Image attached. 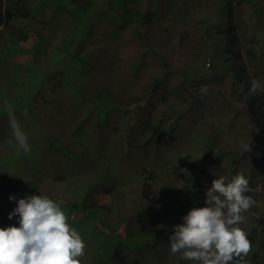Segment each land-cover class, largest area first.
<instances>
[{
	"label": "rangeland",
	"instance_id": "374dc122",
	"mask_svg": "<svg viewBox=\"0 0 264 264\" xmlns=\"http://www.w3.org/2000/svg\"><path fill=\"white\" fill-rule=\"evenodd\" d=\"M19 1V10L24 11V7L28 6L29 14L34 16V19L20 16L14 21L16 27L23 26L26 31L32 30L28 40L14 45L11 32L5 29L0 31V58L8 57L7 66L0 64V187L3 186L0 197L5 201L9 200V196L15 197V200L3 204L0 198V205L8 212V217L17 207L19 199L36 195L30 192L20 193L21 186L13 192V186L9 188L5 185L9 179L14 176L24 182L39 179L35 184L37 191L54 202H62L61 208L68 220H71L68 223L81 235L86 245L85 256L89 259L95 250L88 251L85 240L95 238L94 247L98 250L101 244L97 240L104 239V236H107V241L109 236L114 235L117 240H125L124 228H132L133 224L127 223L125 218L142 206L139 204L142 198L140 189L145 183V177L151 175L155 184H152V188L148 185L147 197L143 201L146 204L152 197L160 199L155 210L159 214L158 218L156 216V225L162 227L158 234L159 242L171 243L169 237L173 233L170 227L173 229L177 224L168 216L165 220L167 211L173 215L174 209H177L174 208L175 205L183 204L186 207L179 210L180 225L184 223L182 218L190 210L207 206L205 193L211 188L212 180H207L203 191L194 200L186 203L185 195L194 192L195 184L194 181H188L185 173L188 163H203L205 141L211 134L215 136L216 146L225 143L229 148L236 147L242 154L237 163L231 156L223 155V161L219 164L221 172L218 175L225 177L226 182H231L232 173L236 170L249 179L253 192L256 193L254 188H259L262 189L259 190L260 193H264V128L260 135L261 143L253 149L263 151L255 155V151L251 150L245 155V145H253L255 137H258L252 138L245 133L256 131L252 123L250 125L245 122L246 101L243 99L246 94H242L243 88L233 83L230 77L220 76L223 62L228 60L223 51L224 42L219 35L226 25V10L222 8L221 0H197L196 3L191 0H85L90 1L93 6L85 8L87 13L81 20L90 21L89 25L94 27V31L87 35L83 43L85 62L89 59L102 60L115 48L116 43L120 46V61L110 76L106 74L100 77L104 89L102 96L107 95L115 102L114 107L109 101L106 102L105 108L109 112L107 121L104 123L100 119L102 123L98 122L97 125L92 118L88 127L80 129L82 132L77 131L75 124L79 122L76 114L84 111L83 104L70 100L71 95L61 90L52 93L51 88L58 75L49 82L47 74V64L56 56V47L62 39L72 35L73 21L62 9V4L67 0H43L44 9L38 11L35 9L38 0ZM77 1L76 4L81 6L82 0ZM168 2L172 3L170 10L174 18L171 21L164 20L166 11L169 10ZM66 5L71 10V4ZM233 6L241 47L247 49L249 39L255 37L260 41L258 56L264 61V0H252L251 3L235 0ZM147 12L152 13L153 18L150 24H146L147 27L150 26L147 31L145 27H140L145 37L141 46L134 40L132 31L140 25V19ZM107 20L110 22H106ZM160 25L174 28L171 39L159 30ZM207 33L216 38L214 43L221 47L217 55L210 59L209 51H206ZM198 44H202L201 52L200 49L192 48ZM2 61L4 62H0ZM61 64L64 66L66 60ZM88 70L85 73L86 70L82 71L78 66L73 70V81L77 86L80 84L85 88L86 81L91 77L96 78L101 71L90 70L89 66ZM209 74L215 78L211 87L217 94L203 95L195 103L186 101L183 95L190 93L197 97L202 94L200 83ZM221 79L224 80L222 84L219 83ZM158 80L161 84L151 104L141 101V97L145 96L153 82ZM71 84L72 82H68L61 88L70 92ZM216 95H222L223 99L221 96L219 98L228 107L219 105ZM5 97L11 102L8 103ZM96 97L101 96L94 95ZM60 103H66V117L64 108L52 107ZM10 104L14 110L20 107V112L9 110ZM152 105L153 123L164 114L168 115L166 125L167 131L171 129L170 143L161 146L146 144L149 133L142 131L144 119L141 118V110L144 109L146 114ZM9 111L15 114L28 138V152L19 148L10 126ZM170 138L167 136L164 141ZM49 144L68 147L71 157H63L59 149L48 150ZM145 160L151 161L153 168L158 170L163 167L164 174L160 177L145 170V175L139 176L138 166ZM213 169L214 165L208 167L206 174ZM165 176L170 177L177 192L184 196V199H177L169 207L161 205L169 199L159 192L166 183ZM94 182L98 184L96 187L103 186L105 192L98 197V204L103 207L98 209L93 218L64 208L67 202H80L87 185ZM5 189H8L6 194L3 192ZM163 207L166 208V213ZM251 211L253 208H250L249 212ZM256 212L258 216H264V200L259 201ZM248 213H244L246 223L237 225L245 232L255 226ZM12 219H18L19 222L18 215ZM148 228L147 222L141 223V231ZM152 234L155 236L156 233ZM152 244L154 243H151L150 238L147 246ZM109 246L111 247H107V250L112 253L114 246ZM179 258L184 259L183 251L173 255L165 254L161 249L151 255L149 260L153 263H165Z\"/></svg>",
	"mask_w": 264,
	"mask_h": 264
},
{
	"label": "trees",
	"instance_id": "16d2710c",
	"mask_svg": "<svg viewBox=\"0 0 264 264\" xmlns=\"http://www.w3.org/2000/svg\"><path fill=\"white\" fill-rule=\"evenodd\" d=\"M142 1V0H141ZM172 1V0H169ZM192 3H196L197 0H191ZM235 0H228V2H225V0H221L220 4L223 5L222 8L226 10V25L221 32H219V35L222 37V41L224 42V52L228 56V60H225L223 70L220 76L223 77V75L230 77L233 83L237 84L242 90V94H246L245 100V122L247 124L251 123L254 125L256 131L255 132H249L246 131V136L254 138L255 136V142L254 144L249 146V150L245 151V155L252 151H255V155H258L259 152H262L263 149L253 150L254 148L259 145V142L261 143V133L264 128V91H257L254 95L250 93V89L252 87L253 80H258L261 85H264V61L258 56V51L260 50L259 41L256 38H251L249 40V44H247V49H243L241 47V41L238 35V29L237 25L234 20V6L233 2ZM242 2L251 3L252 0H240ZM66 3L71 4V10L67 8ZM76 3H78L77 0H67L65 3L62 4V9L68 14L69 19L73 21L71 33L72 35L70 37H66L65 39H62L59 46L56 47V56L52 57L47 64V74H48V81L50 82L56 75H58V78L55 79V83H53L52 86V93H56L57 91L61 90L62 92H65L66 94H70V100H73L78 103H82L81 110L83 111L82 114H76V119L79 120L77 124H75L77 131L82 132L84 126L88 127V125L91 123V119L93 118L98 125L99 123H102L100 119L105 123L107 121V118L109 116V112H107V109L105 108V105L107 101H109V104L114 107L115 102H113L112 98L109 96H102L104 94V89L102 87L100 77H104L106 74L110 76L117 66L119 65V54H120V46L116 43L115 48L113 50H110L107 55L100 61H90V59L85 62V58L83 55V43L85 41V38L88 34H90L92 31H94V27L90 26V21H84L81 20V18L85 17L87 10L90 7L93 6V4L90 1H81V6H78ZM19 0H0V31L2 29L9 30L11 32L10 36H13L12 38V44L16 45L18 42H24L28 40V35L32 30H24V27H16L14 25V21L19 19L20 16H25L26 18L34 19V16H31L29 14V7L25 6L24 11L19 10L20 6ZM45 2L39 1L37 2V6L35 9L43 10V5ZM18 5V6H17ZM167 6L169 10L166 11V16L164 18L165 21H171L174 16L171 13L172 11L170 8L172 7V3H167ZM17 9V10H15ZM153 18V14L150 12H147L146 15L143 14V17L140 19V25H138L136 28L132 31V36L134 40L142 46L143 42L145 41L144 33L140 30V27H145L146 31L150 28L146 26L147 23H151ZM111 20V19H110ZM106 22H110L107 20ZM211 27V25H210ZM209 29V27L207 28ZM159 30L163 32L166 36H168L169 39H171L170 35L172 34V31L174 28L169 27L168 25L161 26ZM96 31V30H95ZM1 34V32H0ZM207 39V49L206 51H209L208 58L210 59L213 56L217 55V52L220 51L221 47L218 46V49L216 48V44L214 43V40L216 38H212L210 34L207 33L206 36ZM209 44V47H208ZM200 48H199V47ZM198 46H192L193 49L199 50L201 52L202 44H198ZM203 49V48H202ZM264 57V51L262 53ZM60 58V60H59ZM4 60V62H0L3 66H7L8 57H5L3 59L0 58V61ZM63 60H66V64L63 66L61 62ZM78 66L82 71H85V73H88V66L89 69L95 70L96 69L101 70L95 77L89 78V81H86L85 88H83L80 84H76L75 81H73V70ZM56 69V70H54ZM53 70V71H52ZM223 72L225 74H223ZM61 78L59 79V77ZM212 78V79H211ZM211 79V80H210ZM215 80L214 77H211L210 74L206 75L204 80L201 81L200 87L202 88V94L200 96L194 97L192 94L188 93L187 95H183L186 101L195 103L199 102L201 97L203 95H206L208 93L210 94H217V92H214L212 89V81ZM223 79L219 80V83H223ZM68 82H72L70 85L72 88V91H68L67 89L64 90L61 87H65V85ZM160 81L153 82V85L149 88V91L145 93V96L141 97V101H144L148 105L151 104V100H153L154 95L156 94V90L160 85ZM57 88V90H56ZM94 95L101 96L94 98ZM234 95V94H233ZM223 99V96L220 95ZM219 95H216V99L218 101V104L223 107H228V104L226 102H223L219 97ZM8 103L11 102L10 99L5 97ZM243 100L239 98V101ZM68 103V102H66ZM54 104L52 105L53 108L59 106L60 108H64L63 112L67 114V108L65 104ZM23 106L25 107V103H23ZM70 104V103H69ZM130 104H133L130 102ZM71 106V104H70ZM11 111L14 112H20L21 108L17 107L15 110L13 106L10 104ZM72 107V106H71ZM152 110H154V106L152 105L149 108V111L144 113L145 110L142 109L141 118H143V126L142 131L143 133H149V137L146 140V144H153L154 146H161L164 143H170L171 138V129L167 131V125L166 122L168 121V115L164 114L160 119H158L157 122H152ZM81 129V130H80ZM248 129H250L248 127ZM258 129V130H257ZM169 137L170 139H165V137ZM215 136L210 135L208 138H206L205 141V147L203 149V163L202 164H196L194 161L187 164V170H186V176L188 177V181H194L195 184V190L191 195H185L186 196V203L188 201L194 200L199 194L200 191H203L204 185L207 183V180L211 179L212 181L214 179H218L221 177V175H218L221 172L220 162H222L224 156L223 155H229L232 159H237L240 155V152H238V149L234 146L229 148L225 143L219 144L218 146L215 145L214 142ZM48 150L52 149H59L61 150V154L65 158H70L69 155L70 149L65 146H54L52 144L48 145ZM151 161H144L141 166H138L137 174L139 176L145 175V170L149 173H155L157 176H162L163 173V167H160V170H158L156 167L153 168L152 164H150ZM214 169L209 174H206V170L208 167L213 166ZM222 174V173H221ZM166 183L163 185V190H159V192L165 194V197L169 200L163 201L161 204L162 206L174 205L175 201L177 199H184V196L179 194L177 192V189L174 186V182L170 180V177L165 176ZM233 178V177H232ZM39 182V179H33L31 182H24L20 178L16 179L15 176L11 179H9L8 184H5L13 192H16V190L21 186L22 192H30L35 193L36 195L41 196L40 192L37 191L35 184ZM145 185H142V189L140 190L142 198H140L139 204L142 205L138 207V209L132 213L126 216L125 220L127 223H133L132 228H124L125 231H127V234L125 235V240H117L118 238L114 236H109L107 241V236H104V239L99 238L97 240V243L101 244L99 245V250L94 247V239L91 240H85L87 242V248L88 251L90 249H94L95 252L91 257L88 259L86 258V250L84 257L81 259V264H155L149 260L150 256L152 255L151 250L147 247V244L150 241L151 243H154L152 248H155V252H159L160 246H162V243L159 242V232L161 231L162 227H158L156 225V221L158 218V213L156 214L155 210L158 208V205L160 204V199L152 197L149 200V203H144L143 200L147 197L146 192L147 189L152 188V184H155V181L152 179L151 175L146 176L144 179ZM95 183V184H94ZM90 183L87 185L86 190L81 197L80 202H68L67 206L65 205L64 208L66 210L68 209L70 212L72 211H82L87 217H91L94 214L98 213L99 204H98V197L101 193L105 192L103 186H98L96 182ZM13 184V185H12ZM149 185V186H148ZM3 187V186H2ZM2 187H0V192ZM147 188V189H146ZM187 190V189H186ZM262 190V189H260ZM8 189H5L3 192L6 194ZM10 191V190H9ZM155 190H153V193ZM260 192V191H259ZM18 193V192H17ZM249 194V195H248ZM181 195V196H180ZM245 195L252 196L251 192L245 193ZM1 198V197H0ZM252 198L255 200V204L252 207H255L259 205V201L264 200V193H258L253 194ZM174 200V201H173ZM10 200L5 201L1 198V203L9 202ZM81 203V205H80ZM146 205V206H145ZM68 207V208H67ZM173 215L170 214V211L168 210L166 213V208L163 207V210L165 211V220L167 219V216L175 222L177 225H179V219H181L180 211L186 208L183 204L175 205ZM88 209L91 210V212H88ZM180 210V211H179ZM8 212H5L3 207L0 205V228H7L9 226H15L19 227L18 219H9ZM157 216V218H156ZM156 220V221H155ZM256 223V226H254L252 229H250L247 235L248 239L251 242L252 245V255L246 258L248 264H262L264 262L263 258L261 257V254L264 252V217H256L253 219ZM69 223H71V220H68ZM147 222L148 229H145L141 231V223ZM145 224V223H144ZM107 225V224H106ZM110 225L107 226L109 228ZM106 227V226H105ZM114 231V229L112 230ZM101 233V231L99 232ZM152 233H156L155 236ZM152 234V237L151 235ZM149 238V239H148ZM148 239V240H147ZM146 242V243H145ZM109 245H112L114 247V250L112 253L108 252L107 247H110ZM110 253V254H109ZM162 262V261H161ZM159 263V264H198V262L194 263L190 260L179 258L175 260L174 262L166 261L165 263ZM231 264V262H230Z\"/></svg>",
	"mask_w": 264,
	"mask_h": 264
},
{
	"label": "clouds",
	"instance_id": "9594fccd",
	"mask_svg": "<svg viewBox=\"0 0 264 264\" xmlns=\"http://www.w3.org/2000/svg\"><path fill=\"white\" fill-rule=\"evenodd\" d=\"M258 90L264 91V85L253 80L250 93L254 95ZM8 115L19 148L30 151L28 138L15 114L9 111ZM248 150L249 144L245 145V151ZM238 158L234 159L236 163ZM232 177L231 182H226L222 176L212 181L211 188L205 193L207 206L193 208L182 218L183 224L173 229L170 227L173 233L169 237L171 243L161 242L160 251L173 255L183 251L184 259L198 264H248L246 258L252 255V245L247 237L249 232L237 225L246 223L244 213L250 208L253 211L247 215L253 223L254 218L264 217L257 215V206L252 207L255 204L252 196L260 193V189L254 188L256 193L253 192L249 179L236 170ZM247 192L252 196L245 195ZM9 200H15V197L9 196ZM61 203L39 195L19 199L17 207L9 213V219L18 215L20 226L0 228V264H81L86 245L81 235L69 225ZM78 212L85 215L80 210ZM153 245L147 246L152 255L155 253Z\"/></svg>",
	"mask_w": 264,
	"mask_h": 264
}]
</instances>
